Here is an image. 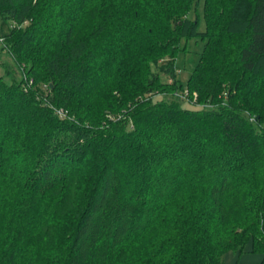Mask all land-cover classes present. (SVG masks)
<instances>
[{
	"label": "trees",
	"instance_id": "trees-1",
	"mask_svg": "<svg viewBox=\"0 0 264 264\" xmlns=\"http://www.w3.org/2000/svg\"><path fill=\"white\" fill-rule=\"evenodd\" d=\"M0 23V264H225L249 243L264 264V0H0Z\"/></svg>",
	"mask_w": 264,
	"mask_h": 264
},
{
	"label": "rangeland",
	"instance_id": "rangeland-1",
	"mask_svg": "<svg viewBox=\"0 0 264 264\" xmlns=\"http://www.w3.org/2000/svg\"><path fill=\"white\" fill-rule=\"evenodd\" d=\"M190 18L192 20H200L199 24V30L205 31L206 29V23L204 18V10H203V1L199 4L194 5L191 13ZM0 27L3 29V31H7V25L1 24ZM1 33V30H0ZM205 41H203L200 37L197 38H184L181 42V52L179 54V57L177 59V68L179 70V79L184 85V87L187 86V83L195 70L196 66L198 65L201 56L205 49ZM1 48V45H0ZM1 52V51H0ZM2 56L4 57V61L11 62V59L9 58V55L6 52H2ZM7 66V65H6ZM3 73V71L0 70V74ZM162 78L165 80V77ZM183 106L185 108H194L193 105L189 103H184ZM252 244L249 243L246 253L239 255L234 252H229L225 256V264H260L262 261V255L258 253L251 252Z\"/></svg>",
	"mask_w": 264,
	"mask_h": 264
},
{
	"label": "built area",
	"instance_id": "built-area-1",
	"mask_svg": "<svg viewBox=\"0 0 264 264\" xmlns=\"http://www.w3.org/2000/svg\"><path fill=\"white\" fill-rule=\"evenodd\" d=\"M188 94V91L185 92V95L184 96H187ZM195 97L197 98V95L195 94Z\"/></svg>",
	"mask_w": 264,
	"mask_h": 264
}]
</instances>
